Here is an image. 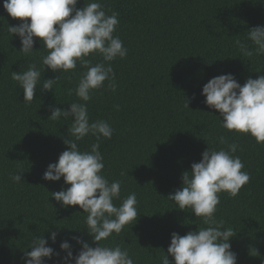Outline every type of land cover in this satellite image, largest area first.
I'll use <instances>...</instances> for the list:
<instances>
[{"label": "trees", "instance_id": "trees-1", "mask_svg": "<svg viewBox=\"0 0 264 264\" xmlns=\"http://www.w3.org/2000/svg\"><path fill=\"white\" fill-rule=\"evenodd\" d=\"M102 2L106 10L119 13L115 35L128 54L111 62L116 91L95 92L88 112L92 120H107L115 129L111 139L100 140L103 174L110 181H121V200L136 193L140 215L133 226L126 225L119 235L100 243L128 249L135 264H160L171 233L183 236L206 227L191 209L180 210L167 196L182 186V173L200 162L204 150L227 149L236 143L233 155L240 157L245 165L242 170L251 179L235 197L219 194L215 217L236 232L230 243L237 264H264V144L224 129L220 113L209 108L201 95L204 84L221 74H233L241 85L249 77L264 75V55L243 57L234 43L239 39L254 50L247 31L264 25V0ZM84 3L78 0L77 8ZM3 4L0 0V264H23V251H30L32 239L41 234L47 239L57 228L56 243L49 239L48 246L62 257L65 253L59 245L67 239L75 256L81 245L72 236L96 246L85 229L86 214L79 206L61 207L50 192L70 185H64L63 178L44 180L43 174L68 150L63 141L69 138L71 127V118L48 119L49 109H67L77 99L69 90L86 69L79 65L67 73L46 69L41 84L57 76L54 90L46 92L38 85L34 100L23 102V90L11 79V72H23L33 62L39 67L40 55L47 50L35 38L34 50L38 51L34 55L19 51L20 39L8 32V25L21 21L12 18ZM89 59L97 63L102 57ZM185 99L189 108L184 107ZM221 136L227 143H219ZM95 142V137L87 136L78 145L90 150ZM18 170L24 171L19 184L11 179ZM46 264H58V258Z\"/></svg>", "mask_w": 264, "mask_h": 264}, {"label": "clouds", "instance_id": "clouds-1", "mask_svg": "<svg viewBox=\"0 0 264 264\" xmlns=\"http://www.w3.org/2000/svg\"><path fill=\"white\" fill-rule=\"evenodd\" d=\"M77 4L78 0H4L3 4L12 18L21 21L15 26L8 25V32L20 39L19 51L25 56L34 55L38 51L34 50L35 38L47 50L40 55L39 67L33 62L23 72H11V79L23 90V102L30 104L34 100L38 85L46 92L54 90L57 76L44 79L41 84L46 69L54 73L74 71L78 65L86 69L75 88L69 90L77 99L67 104V109L57 106L49 109L48 119L71 118V127L67 129L69 138L63 141L68 150L47 166L43 179L56 182L63 178L64 185H70L50 192V196L61 207L79 206L83 210L85 229L96 246L81 236H72L70 239L81 245L80 250L74 256L69 240H63L59 247L65 255L61 257L60 252L48 246L49 239L56 243L57 228L47 239L43 234L34 237L30 251H23L21 259L23 264H46L53 257L58 258V264H73V261L74 264H135L128 249L100 243L113 234L119 235L126 225L133 226L140 214L136 193L121 200V181H110L103 174L105 162L99 150L100 140L111 139L115 129L107 120H92L88 112V102L95 92L116 91L118 85L111 62L126 58L128 49L119 35H115L120 23L118 12L106 10L102 0H85L80 8ZM247 40L255 46L254 50L239 39L234 41L241 56L264 55V25L250 28ZM96 55L102 60L93 63L89 57ZM201 95L209 108L220 113L224 129L250 135L256 143L264 144V75L256 79L249 77L241 85L233 74H221L204 84ZM185 101L184 107L189 108V102ZM87 136L95 137L96 142L90 150H81L78 142ZM219 143L223 145L227 141L221 136ZM237 148L236 143L228 144L227 149L208 147L202 152L200 162L192 163L190 172L182 173V186L167 199L174 201L180 210L191 209L206 227L183 236L171 233L167 254L159 257L160 264H237V254L231 250L230 243L236 232L231 227L225 228L223 221L215 217L221 202L219 194L227 192L235 197L251 179L250 173L242 170L245 165L240 157L233 155ZM23 173L18 170L11 174L12 181L21 183ZM115 201L121 203L117 205Z\"/></svg>", "mask_w": 264, "mask_h": 264}]
</instances>
